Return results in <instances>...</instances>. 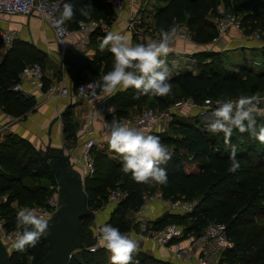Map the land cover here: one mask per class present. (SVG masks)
Returning <instances> with one entry per match:
<instances>
[{
  "label": "trees",
  "instance_id": "16d2710c",
  "mask_svg": "<svg viewBox=\"0 0 264 264\" xmlns=\"http://www.w3.org/2000/svg\"><path fill=\"white\" fill-rule=\"evenodd\" d=\"M163 1L153 12L152 31L157 34L161 27L168 29L181 24L194 41L209 43L216 34L211 16L217 13L218 5L232 9L241 17L245 33L255 29L264 33V0ZM64 3H71L75 10L74 20L66 21L72 28L76 27L80 19L105 17L110 20L114 16L110 0H64ZM89 3L93 9L90 17L85 18L80 15L79 9ZM94 34L102 33L94 32L92 36ZM135 44L136 40L133 41V45ZM258 53L264 64V43L258 47ZM193 56L196 71L179 72L168 79L171 84L168 95H141L136 99V90L129 88L111 95L108 103L114 106L117 115L121 117L129 115L130 108L144 101L165 107L168 100H171L169 97L177 93L198 104L207 96L225 101L231 97L264 93V68L256 71L243 65L231 70L225 65L224 53L217 50L198 51ZM45 58L43 50L21 39H15L12 47L0 57V107L4 112L21 117L35 106L33 95H26L13 89V86L19 81V73L26 64L35 61L42 64ZM105 58L106 56L98 54L89 58L83 53L67 50L62 61L73 85L77 86L83 79L84 70L89 71L88 79L100 80L108 72V68L111 71L112 66ZM103 61L104 66L101 68ZM45 82L47 84L48 79ZM72 114V108L67 106L61 115L64 138L72 140L71 147L66 146L69 149L76 144L73 140L77 125ZM258 123H264V120L258 118ZM171 126L172 133H164V129L157 134L161 143L173 153L172 159L166 165H161L167 171L166 184L152 186L136 183L131 179V174L126 175L120 170L122 161L119 154L116 153L118 160L106 158L100 164L98 157L104 156V151L95 148V171L84 182L88 206H100L106 200L108 190L119 183L126 195L113 207L107 224L119 228L123 233L135 227L136 223L129 213L141 208L144 193L160 188L165 199L182 197L196 201V204L186 213H166L153 223L155 228L177 223L187 233L198 235L209 221L222 222L226 225L229 237L235 242L234 247L226 251L225 260L229 264H264L263 230L250 233L256 220L264 218V144H260L247 132L234 130L231 144L237 146L240 167L231 173L228 171L231 144L225 145L222 133H210L194 118H176ZM5 179L10 181L5 182ZM25 179L31 182L42 179L48 183L56 182L43 150L36 149L28 139L15 132L5 133L0 139V199L4 195L6 199L0 201V212L6 218L7 228L17 226V214L12 207L14 200L22 198V204L27 206L45 205L49 196L47 185L22 184ZM93 220L94 216L88 212L81 222L89 229ZM49 249L48 237H41L35 248H28L27 253L13 249L9 258L12 264H34ZM28 253L33 254L35 260L29 261ZM105 253L103 247L96 251L82 247L74 251L68 264H110ZM135 261H139V264H177L158 258L141 248L133 254V264Z\"/></svg>",
  "mask_w": 264,
  "mask_h": 264
},
{
  "label": "built area",
  "instance_id": "2783aa9c",
  "mask_svg": "<svg viewBox=\"0 0 264 264\" xmlns=\"http://www.w3.org/2000/svg\"><path fill=\"white\" fill-rule=\"evenodd\" d=\"M114 16L108 20L105 17L80 19L76 27H70L66 22L57 27L55 21L59 19L60 13L63 10L64 0H0V13L9 15H32L36 13L41 18L45 19L53 28L56 39L62 42L74 32H79L81 35L80 41L85 46L94 32L106 34L111 31L113 25L118 22H123L126 31L137 34L142 38L141 28L145 23V4L143 0H110ZM126 11V17L121 16V12ZM212 20L216 29V34L212 38L213 43H219L229 32L230 29L242 30L241 17L234 12L222 8L218 5L217 13L212 15ZM254 33H257L256 35ZM260 34V35H259ZM256 36L258 39L264 37V33L252 32L248 37ZM16 38V31L13 29H3L0 32V57L10 49ZM19 81L15 83L13 89L22 90V81L29 80L33 87L39 90L46 89L50 94L55 96H68L72 94L71 88L63 83L52 81L46 84L47 75L43 70L40 62H32L26 64L19 73ZM100 79H88L80 81L76 86V92L87 103L90 104V114L87 118V125L82 128V132L89 136L83 141L79 151L70 149L68 152L75 159V165L81 174L83 183L86 177L93 175L95 171V162L93 149L105 148V142L102 137L92 135L91 125L93 119L97 116L105 118L106 128L112 123L113 119L119 120L127 124L129 127H135L145 132V134L156 135L153 131L154 127H159V131L163 130V124L167 122L171 113L165 110L159 113L155 108L145 107L137 114H129L126 116H118L113 105L108 103L109 96H104L100 88L96 87ZM93 87H89V84ZM46 85V86H45ZM98 97H103L98 99ZM205 102H210L209 98ZM178 105L190 107L198 106L199 104L188 98ZM111 109V111H109ZM157 136V135H156ZM164 145V144H163ZM166 146V145H165ZM167 147V146H166ZM168 148V147H167ZM169 149V148H168ZM77 151V152H76ZM57 183V181H56ZM54 190L49 194L45 205L33 204L27 207L36 212L37 215H43L49 220L57 211L59 205V185L55 184ZM126 195V191L118 183L111 187L106 195V200L98 207L88 206V211L94 216V219L101 209L111 204H116ZM160 199L165 201L160 188L152 192L144 193L143 205L138 211L141 215L143 207L153 200ZM196 201L182 200L170 203V207L177 210L178 213H186L193 209ZM138 220L141 233L147 239H152L159 245L164 247L172 258L185 264H229L225 260V253L228 249L234 247L235 242L229 237L226 225L215 220L209 221L198 235L186 233L183 226L177 223H168L163 227L155 228L153 224L142 215ZM22 231V227L7 228L3 216L0 212V239L9 244V251L13 250L12 240L15 234ZM97 233V229L95 230ZM95 233V234H96ZM129 235L134 234L135 230L130 229L126 232ZM97 245V240L94 244L86 246L87 250L92 251V247ZM100 247H97L98 250ZM240 264V263H236Z\"/></svg>",
  "mask_w": 264,
  "mask_h": 264
},
{
  "label": "clouds",
  "instance_id": "9594fccd",
  "mask_svg": "<svg viewBox=\"0 0 264 264\" xmlns=\"http://www.w3.org/2000/svg\"><path fill=\"white\" fill-rule=\"evenodd\" d=\"M93 6L91 3L79 9L81 16L88 18ZM75 10L71 3H64L60 17L55 21L57 27L66 21L74 20ZM160 38L147 43L133 45L127 35L109 31L99 39V49L106 48L114 56L112 70L101 76L96 84L104 96H111L117 91L136 90V99L141 95L166 96L171 91L168 82L170 68L167 55L173 45L177 29L170 27L159 30ZM89 87H93L90 83ZM103 97H98L102 99ZM259 93L251 96H241L237 100L218 102L217 108L211 113L213 119L207 125V131L212 134L224 135L225 145L231 144L234 130L249 133L260 144H264V123H258V118L264 120V107H261ZM111 111V109H109ZM106 140L110 151L121 157V171L131 174L136 183L156 185L166 184L167 171L161 165H166L173 153L161 143L160 137L145 134L144 131L129 127L119 120L113 119L108 126ZM228 171L236 172L240 163L237 158V146L231 144ZM17 226L22 231L15 234L12 248L17 252L27 253L28 248H35L41 237L49 235V222L43 215H37L30 209H20L17 212ZM97 245L110 253V264H133V254L139 251V240L110 224L100 226L95 234ZM29 261L35 260L28 253ZM134 264H139L135 261Z\"/></svg>",
  "mask_w": 264,
  "mask_h": 264
},
{
  "label": "crops",
  "instance_id": "0c3cea01",
  "mask_svg": "<svg viewBox=\"0 0 264 264\" xmlns=\"http://www.w3.org/2000/svg\"><path fill=\"white\" fill-rule=\"evenodd\" d=\"M155 1L159 2L156 3L155 7L164 3L163 0ZM144 4H146V2H144ZM148 7L147 5L145 7V22H149L148 29L149 31H152L154 22L153 12L155 7L154 9H152L151 13H148ZM126 14V11L121 12L122 17H126ZM3 29L15 30V39H21L26 42L32 43L37 48L43 50L46 53V58L42 63V66L45 74L48 77V83L56 81L66 84L71 88L72 94L68 96H55L46 91V89H36L32 86L29 80L22 81L23 88L20 91H22L26 95H33L35 97L36 104L25 114L26 117H23V119H18V117L7 114L0 107V131L10 129L28 140H37L38 146L41 149L44 144L46 145V142L53 143L54 145H63V147L65 148L66 140L63 134V122L61 114L67 106H70L72 108V116L74 120L78 121L79 124L77 130L78 140L74 147L70 149H77V151H79L83 141L89 136L88 134L82 132V128L87 125V118L90 114V104L87 103L80 95L75 93L76 86L73 85L71 77L64 67L62 56L67 50L76 53H83L89 58H93L95 54L104 55L106 56L105 59L110 63L111 66H113V54L108 51L107 48L103 52H101L99 49L100 41L98 38L103 37L105 34H94L93 36H91L89 42L85 46H83L80 41L81 35L79 32H74L71 36L67 37L62 42H59L55 37L52 26L45 19L38 16L36 13L28 16L0 13V32ZM111 31L127 35L132 44L134 40H136V44L140 43V41H150V39L148 38L142 40L141 37H139L137 34L126 31L123 22L115 23ZM158 37L160 38V35ZM235 38L239 39L241 38V36H239L238 30L231 29L228 35H226L219 43H213L212 41L209 43H198L191 38L186 28L181 27L177 30L175 41L170 48L167 58L171 57V59L175 60L176 55L189 59H191L190 57H192L193 61L188 62L184 66V69H186L184 71L190 70L195 72L196 69H194L193 66L195 65L196 67V60L195 58H193L194 53L203 50L219 51L225 46V44H233V39ZM244 38L242 47H244L245 50L249 51L250 49L258 48L260 46L258 41L246 39V36ZM103 66L104 61L101 64V68H103ZM189 66H191V69L188 68ZM107 71H110V69L108 68ZM184 71L182 70V67H179L176 71L169 74L168 79H170L174 74ZM89 77V71L84 70L82 74L83 79H81V81H84V79L87 80ZM136 107L137 106L130 108V114H135L134 111ZM91 129L93 130L92 135L102 137L106 147L108 145L106 140V136L108 135V129L106 128L105 118L102 115H99L93 119ZM153 131L157 135L160 132L159 127H154ZM66 149L68 151L70 150L69 148ZM76 166L77 165L74 164V167L78 170ZM160 201H157V199L153 200L148 203L145 207H143V212L141 213V215L149 219V221H151V224H153L155 221L159 220L162 217L163 206ZM111 205H113V207L115 206V204ZM109 206H106L100 210L96 218V225L93 222L92 227H95V229L98 230L100 226L107 224L110 218V213L113 209L112 207L111 210H109ZM129 215L132 217L134 223H138V220L140 219L139 216H141L138 214V211L130 212ZM138 229V232L135 231V233L131 234L130 236H133L134 238L139 240V245L141 244V249L147 251L148 253L158 258L170 260L176 262L177 264H185L172 258L170 253H168L164 247L159 245L154 240L147 239L146 236L141 233L140 226L138 227ZM107 261L108 263H110V257L109 259L107 258Z\"/></svg>",
  "mask_w": 264,
  "mask_h": 264
},
{
  "label": "rangeland",
  "instance_id": "374dc122",
  "mask_svg": "<svg viewBox=\"0 0 264 264\" xmlns=\"http://www.w3.org/2000/svg\"><path fill=\"white\" fill-rule=\"evenodd\" d=\"M144 2H146L145 4V7L147 5L148 7V13H151L152 9H154L156 3H159L158 1H155V0H143ZM222 8H225V9H228L232 12L235 13V11H233L232 9L228 8V7H225V6H222ZM146 18V16H145ZM148 23L149 22H145L144 23V26L141 28V32L143 34L142 36V40L145 39V38H148L150 40L152 39H159V35L153 31H149L148 29ZM176 29L178 30L179 28L181 27H184L183 25H179L177 24L176 26ZM185 28V27H184ZM231 30V29H230ZM229 30V31H230ZM252 32H258L260 33L257 29L251 31V32H247L245 33L244 32V29H242L241 31L238 30V33H239V36H241V38H235L233 39L234 40V43L233 44H225V46L223 48H221V52L224 53V61H225V65L227 68L231 69V70H234V69H238L240 66H243V65H247V66H250L252 67L254 70L256 71H260L264 68V64L262 62V59H261V56L260 54L258 53V48H253V49H250L249 51L248 50H245L244 47H242V43L244 42L243 38L246 36L247 38L246 39H250V40H256L258 41L259 45L261 46L263 43H264V37L261 36L260 39H258L256 36L257 33H254L256 36L254 37H248L250 33ZM229 33V32H228ZM228 35V34H227ZM260 35V34H259ZM245 39V38H244ZM149 41V40H148ZM140 43H147L146 41H140ZM259 46V47H260ZM191 59L189 58H186V57H179L178 55H176V58L175 60L171 59L170 58H167V64L170 68V74L174 71H176L179 67H182V70H186L184 69L185 65L188 63V62H192V57H190ZM194 58V57H193ZM196 63V62H195ZM194 66V69H196L195 65ZM188 68L191 69V66H189ZM260 97H261V100H262V103H261V107H264V93L263 94H259ZM241 97V96H239ZM239 97H231L230 99L228 100H237ZM171 100H168V103H166L167 105L165 107H162L158 104H155V105H151L148 103V101H144L140 104L137 105V107L135 108V114L139 113L142 111L143 108L147 107V106H151L152 108H155L159 113H162L164 112L165 110H169L170 113H171V117L170 119L165 122L163 125V130L165 129L164 133H172L173 132V127L171 126L172 124V121L176 118H194L195 121H198L199 124H201L203 127L207 128V125L211 122V120L213 119L211 113L217 108L218 106V102H224L222 100H219V99H215V98H212V97H209L210 99V102L206 103L205 102V99L202 103H200L198 106H195V107H190V106H185V105H178L180 102L188 99L187 97H184V96H180L179 93H177V95H172L169 97ZM208 98V96H207ZM191 99V98H190ZM227 101V100H225ZM61 112V111H59ZM62 115V114H61ZM59 116H60V113H59ZM23 117L25 118L26 115H23L21 117H18V119H23ZM62 118V117H61ZM76 125H77V130H78V127H79V124H78V121L76 120ZM8 132H13L12 130L10 129H7V130H1L0 131V139H2V136L3 134L5 133H8ZM77 131H76V137H75V143L77 142L78 138H77ZM31 142V144L38 150H40L41 148L38 146V142L37 140H29ZM72 140L71 139H67L66 140V144H65V148L66 146L67 147H71L72 145ZM97 149H100L101 151H104V156L100 155L98 157V162L101 164L104 162V160L106 158H112L114 160H118V155L116 153H114L113 151H110L109 150V146L107 145L105 148H97ZM42 150V149H41ZM103 157V158H102ZM5 182H9L10 180L8 179H5L4 180ZM25 183L27 185H31V186H37V185H47V192H52V190H54V186L55 184H57L56 182L55 183H48L46 180L42 179V180H39L38 182H31L30 180L28 179H25L22 181V184ZM49 193V194H50ZM6 199V195H4L0 201H4ZM182 200H185L184 198L182 197H179V198H175V199H165V201H160V199H157V201H160L162 203V206H163V212H162V216L165 215L166 213L168 212H175V213H178L176 212L177 210L173 209L170 207V203H174V202H178V201H181ZM12 207H13V210L14 212L17 214V212L20 210V209H26L27 205H24L22 204V198L21 199H16L12 202ZM113 207V205H110L109 206V210H111V208ZM100 211H98L99 213ZM98 213L95 217V219L93 220L94 224L97 222L96 218L98 216ZM4 221L6 222V218H4ZM153 220V219H151ZM92 222V224H93ZM151 222V221H150ZM91 224V226H92ZM139 223H136L135 224V227H134V230L136 232L139 231L138 225ZM96 225V224H95ZM94 226V225H93ZM250 233H255L254 231L255 230H263V233H264V218H258L256 220V222L253 224V226L250 228ZM3 243L5 244V246L7 247V249H9V244L7 242H4ZM141 245V244H140ZM141 247V246H140ZM107 251V250H106ZM105 251V252H106ZM106 255V258L109 259L110 257V253L106 252L105 253Z\"/></svg>",
  "mask_w": 264,
  "mask_h": 264
},
{
  "label": "water",
  "instance_id": "95a60500",
  "mask_svg": "<svg viewBox=\"0 0 264 264\" xmlns=\"http://www.w3.org/2000/svg\"><path fill=\"white\" fill-rule=\"evenodd\" d=\"M42 149L59 185V205L48 220L50 249L34 264H68L74 251L95 243L96 229L81 222L89 212L88 198L74 157L63 145L46 142ZM10 254L0 239V264H12Z\"/></svg>",
  "mask_w": 264,
  "mask_h": 264
}]
</instances>
